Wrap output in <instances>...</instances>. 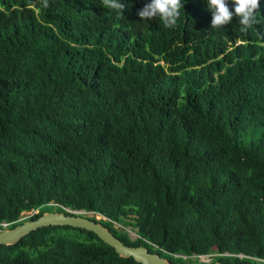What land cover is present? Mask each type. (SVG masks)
Masks as SVG:
<instances>
[{
	"label": "trees",
	"instance_id": "obj_1",
	"mask_svg": "<svg viewBox=\"0 0 264 264\" xmlns=\"http://www.w3.org/2000/svg\"><path fill=\"white\" fill-rule=\"evenodd\" d=\"M120 2L0 0V229L68 208L173 264H264V0L247 33L207 0L174 28ZM0 264L140 263L48 225Z\"/></svg>",
	"mask_w": 264,
	"mask_h": 264
},
{
	"label": "water",
	"instance_id": "obj_2",
	"mask_svg": "<svg viewBox=\"0 0 264 264\" xmlns=\"http://www.w3.org/2000/svg\"><path fill=\"white\" fill-rule=\"evenodd\" d=\"M61 211H43L34 218H26L9 228L0 229V244H13L32 230L48 225H68L92 232L103 243L110 246L120 257H131L140 264H173L155 252H149L144 246H129L114 236L105 226L92 220L81 210L65 209ZM27 216V215H25ZM21 219V218H19ZM176 256L180 254H175ZM190 264H225L218 260H197Z\"/></svg>",
	"mask_w": 264,
	"mask_h": 264
},
{
	"label": "clouds",
	"instance_id": "obj_3",
	"mask_svg": "<svg viewBox=\"0 0 264 264\" xmlns=\"http://www.w3.org/2000/svg\"><path fill=\"white\" fill-rule=\"evenodd\" d=\"M47 6V0H44ZM234 11L229 8L228 0H207L208 9L212 12V28L222 27L229 24L233 16L239 18L240 31L247 33L254 25L258 24L257 11L259 10V0H233ZM102 5L106 9L118 10L122 13L124 5L120 0H102ZM184 9L183 0H150L138 15L147 21L159 16L165 28H174L180 17V10ZM242 41L237 40L235 44Z\"/></svg>",
	"mask_w": 264,
	"mask_h": 264
},
{
	"label": "rangeland",
	"instance_id": "obj_4",
	"mask_svg": "<svg viewBox=\"0 0 264 264\" xmlns=\"http://www.w3.org/2000/svg\"><path fill=\"white\" fill-rule=\"evenodd\" d=\"M36 210H31V211H29V212H22L21 213V216H25V215H29L30 213H33V212H35ZM86 215H91V213H85ZM97 218H100L101 216L100 215H95ZM114 226L115 227H119V225L118 224H116V223H114ZM124 230H126L127 232H128V236L130 237V238H134V236H135V234H134V232L133 231H131V230H129V227H124L123 228ZM183 259H190V260H192V261H197V260H202L203 258H208V259H212V256L211 255H201V256H199V257H197V258H195L194 256H191L190 258H185L184 256H181ZM196 259V260H195ZM186 261V260H185Z\"/></svg>",
	"mask_w": 264,
	"mask_h": 264
},
{
	"label": "built area",
	"instance_id": "obj_5",
	"mask_svg": "<svg viewBox=\"0 0 264 264\" xmlns=\"http://www.w3.org/2000/svg\"><path fill=\"white\" fill-rule=\"evenodd\" d=\"M6 223L2 222L0 223V225L4 226ZM238 256H241V255H238ZM199 257V256H198ZM251 259H253L254 261L256 262H264V259L262 258H258V257H251Z\"/></svg>",
	"mask_w": 264,
	"mask_h": 264
},
{
	"label": "bare ground",
	"instance_id": "obj_6",
	"mask_svg": "<svg viewBox=\"0 0 264 264\" xmlns=\"http://www.w3.org/2000/svg\"><path fill=\"white\" fill-rule=\"evenodd\" d=\"M202 260H208V258H203Z\"/></svg>",
	"mask_w": 264,
	"mask_h": 264
}]
</instances>
